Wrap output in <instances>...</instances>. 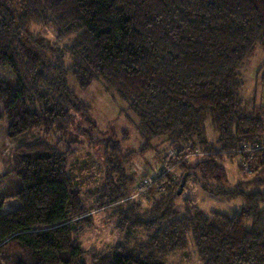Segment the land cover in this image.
Instances as JSON below:
<instances>
[{"label": "trees", "instance_id": "1", "mask_svg": "<svg viewBox=\"0 0 264 264\" xmlns=\"http://www.w3.org/2000/svg\"><path fill=\"white\" fill-rule=\"evenodd\" d=\"M35 25L54 27L57 41L32 34ZM258 47L264 50V0H0V69L15 76L0 77V138L5 125L10 140L34 130L65 138L90 108L71 88L72 76L83 91L102 81L138 117L143 144L125 161L159 139L176 151L143 208L130 199L138 181L119 142H104L107 179L89 194L91 205L70 175L69 153L45 139L19 146L0 176V264H87L79 239L102 212L145 241L93 253V264H166L190 243L202 264H264V151L239 153L264 144L257 90L241 95L242 71ZM208 119L215 143L206 137ZM235 160L239 177L230 185L226 162ZM192 182L245 205L204 213L184 197L179 215ZM10 201L16 207L6 211Z\"/></svg>", "mask_w": 264, "mask_h": 264}, {"label": "rangeland", "instance_id": "2", "mask_svg": "<svg viewBox=\"0 0 264 264\" xmlns=\"http://www.w3.org/2000/svg\"><path fill=\"white\" fill-rule=\"evenodd\" d=\"M32 34L40 36L50 43L57 41V33L54 27L47 25H35L31 29ZM75 36L62 42V46L69 45ZM264 62V50L257 48L254 55L251 56L242 75L245 79V86L241 90V95L247 99L254 97L256 90L258 93V101L264 106V67L260 73L258 68ZM67 63L69 61L67 60ZM259 73V75H258ZM0 77L3 80L14 81V74L8 68L0 69ZM69 84L74 90L76 96L85 101L89 105L87 115L81 117L77 121V126H70L67 130L65 138H59L56 135H45L43 131H31L16 140H10L5 137L6 125L2 127L3 134L0 138V176L8 173L12 168V158L14 151L21 145L32 143L45 139L61 152L69 153V172L75 185L84 194V202L91 205L89 194L98 192L106 183L107 179V163L104 148V142L115 140L119 142L122 148L120 159H124L127 172L130 177H134L136 182L133 187V194L130 199L138 200L143 208H148L150 204V196L148 190L143 191L145 180L154 178L157 174H167L169 167L164 164L169 161L176 151L172 149L169 142L160 144L163 139L155 140L152 148L144 153H137L131 160L125 161L126 156H130L138 152L143 144L137 125L138 117L135 113L128 109V105L119 99L113 91H107L102 81H94L90 88L86 91L79 89L72 76L68 77ZM257 82H261L257 88ZM264 82V80H263ZM75 124V125H76ZM206 137L211 143L217 140V132L215 131L210 119L205 122ZM195 156L190 154L187 160L190 164H194ZM227 163V173L229 184L235 183L239 177L237 168L238 161ZM164 167V168H163ZM174 177L179 176L178 170H174ZM171 173V171H170ZM144 174V175H143ZM173 174V173H172ZM142 175V176H141ZM12 184L16 185V180L10 176ZM141 179V180H140ZM182 199L177 203V212L179 215L184 211V197L196 200L197 206L204 213L212 211L232 214L236 210L244 207L242 199L226 201L212 196L200 187L194 186V182L189 185ZM16 207L15 202H8L6 211ZM100 213V212H99ZM95 226L85 232L79 239L82 248L86 253V263L93 264L92 254L105 251L117 243L126 245H136L145 241L143 232L120 231L115 226V220L110 218V213L102 212L94 214ZM93 251V252H92ZM166 264H202L192 243L187 250L173 253L167 260Z\"/></svg>", "mask_w": 264, "mask_h": 264}, {"label": "built area", "instance_id": "3", "mask_svg": "<svg viewBox=\"0 0 264 264\" xmlns=\"http://www.w3.org/2000/svg\"><path fill=\"white\" fill-rule=\"evenodd\" d=\"M251 150H255V151H264V144H263V145H260V146H258V147H256L255 149H253V148H252L251 146H249V145H244V146L242 147V149L239 150V153H241L242 151L244 152V151H251ZM244 166H245L246 170L249 169V164L245 163ZM152 181H153V178H148V179L145 180V183H144V186H143V191L146 192V191L148 190V188H149V186L151 185Z\"/></svg>", "mask_w": 264, "mask_h": 264}]
</instances>
